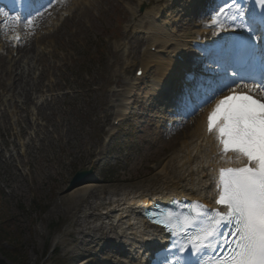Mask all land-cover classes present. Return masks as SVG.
<instances>
[{
	"label": "rangeland",
	"instance_id": "rangeland-1",
	"mask_svg": "<svg viewBox=\"0 0 264 264\" xmlns=\"http://www.w3.org/2000/svg\"><path fill=\"white\" fill-rule=\"evenodd\" d=\"M59 1L45 12L52 16L49 21L37 17L38 12L22 20H35L32 29L14 28L0 38V47L16 33L27 44L34 43L27 53L12 46L0 50V230L8 235L0 234V248L16 251L19 262L1 253L0 260L130 264L109 243L116 238L109 221L90 219L93 226L106 229L103 236L80 234L78 224L88 221L93 198L107 202L115 192L158 194L174 186L170 181H177L167 170L173 165L178 176L174 153L194 130L184 133L178 126L197 116L181 114L200 102L221 74L212 70L213 57L192 47V38L197 32L215 35L221 20L238 23L233 18L237 14L213 13L204 16L202 24L201 15L210 5L194 6L196 0H175L174 7L163 0H72L64 7V0ZM154 11L160 16L157 25L166 26V41L173 44L165 54L159 48L150 51L147 32L134 28ZM147 51L154 57H145ZM193 52L197 58L190 57ZM177 53L184 57L185 67L166 79L160 95L155 91L160 64L156 61L163 63L171 56L176 62ZM16 55V62L25 61L27 67L20 81L7 75ZM139 66L146 72L136 79ZM166 93L186 101L170 100ZM80 170L93 171L88 182L94 187L85 196H74L69 184ZM101 209L95 206L98 215ZM58 237L60 252L55 257L50 251Z\"/></svg>",
	"mask_w": 264,
	"mask_h": 264
},
{
	"label": "bare ground",
	"instance_id": "bare-ground-1",
	"mask_svg": "<svg viewBox=\"0 0 264 264\" xmlns=\"http://www.w3.org/2000/svg\"><path fill=\"white\" fill-rule=\"evenodd\" d=\"M46 1L47 0H43L42 2L46 3ZM71 2L72 0H64L62 2L63 7L69 5ZM174 2L175 0H171V3H169L168 5H173L174 7ZM58 4H60L59 0H52L50 4L37 10V12L41 11L39 13L40 15H38L37 17L44 21H49L52 16L45 15V12L50 8H56ZM89 6L91 7L90 4ZM190 6L193 7V5ZM87 10H89V8H87ZM233 10L238 12L241 11L240 8H233ZM57 14L58 12H56L55 15ZM159 17V12L157 11H154L150 14L146 13L143 20L137 22L134 28L137 31L147 32L146 34L148 45L150 47L162 49V52H164L165 54L168 47H171L173 44H169V42L166 41V39H169V36H167L169 34L166 33V27L157 25L156 20ZM243 17L247 20L254 17L256 20V26H262L260 25L261 17H255L254 15H252V12H250L248 9L243 10ZM19 18L20 19L13 17L12 21L9 22V24L7 25V29L9 30V32L12 31L14 28L18 27H20L21 30L27 31L29 29H32V27L36 25L35 20L20 23V20L24 19L25 17L19 16ZM203 19L204 17H202V20ZM4 20L5 19L1 18L0 16V22H3ZM149 23L150 28L147 29V25ZM214 23L217 24V21ZM230 24L233 23L229 22L226 19L219 21V24H217L218 32L214 33L215 35L203 32V35L199 37L200 32H197L195 35L196 38H192L191 45L194 41L197 42L198 49L204 52L205 54H208L210 51L218 53L221 45L231 44L232 38L235 34L242 36H247L249 34L248 32H244L242 29H236L234 31L233 28L228 27V25ZM226 28L231 30V34H228L227 31H225ZM58 32H60V30H57L56 33ZM17 36L21 35L17 33L14 38L16 39ZM11 44L15 46L17 44L16 40H14V42H12ZM33 44L34 43L30 41L28 44L25 42V46L22 45L23 47L17 44V47L20 48L22 52L24 51L27 53L31 52ZM141 44L142 42L139 41V45ZM5 45L8 47V45L10 44L7 42L5 43ZM145 54H148V58L154 57L153 54H151L150 52H146ZM190 57L193 58L196 56ZM15 58L17 59L18 56ZM182 58L184 59L183 56H180L179 53H177L175 55L176 62L172 61L171 56L169 57V61H163V63H161L162 59L156 61V63L160 62V64L158 68L159 84L155 88V91L160 95L164 92L163 88H165L164 85H166V79H168V77L172 75L178 74L185 67L184 63L177 61L182 60ZM26 68L27 67L25 61L16 65L8 64L7 74L8 76L17 74L18 77L16 78L18 81H20L26 72ZM216 69L217 68L215 67L212 68V70ZM228 75L231 78L235 77L234 74L229 72ZM231 92H233V90L225 92L224 95L226 96ZM234 92H249L264 100V90H262L257 85H254L252 87L247 86L245 84L238 85L234 87ZM222 98L223 96H218L216 100L208 104V107L206 108L198 109L197 111H194L193 109L189 110L193 111L194 113H197V116L189 118V121L183 123L182 126H178V128L183 129L184 133H186L192 127L194 128V130L191 135H189L188 140L185 141L180 147V149L174 153L173 162H176L179 166L177 168L179 170L178 176L176 175V168L173 165L169 166L167 170L168 172L170 171V169L172 170V172H169V174L172 173V180L177 181L176 183L170 181L174 186H171V183L167 182L168 185H170L168 186V191L167 189H163L159 191L158 194L153 193L149 190H125L115 192L111 193L112 196L107 200V202L101 199L93 198L95 201L92 205L89 206V211L87 210V212H92L88 216V221H81L78 224V226L81 228L80 234L93 232L99 233L101 234V236H103L104 233L106 235V229H104L103 226H101L100 228L93 226L90 219L96 218V220L100 222L109 221L110 223L108 224L111 226L109 230L114 231V235L116 236V238H114L115 241H109V243L113 244L114 251L120 250L121 254L123 253L124 255H126L130 264H145V258L143 257L144 251L149 250V246L154 244V241L157 242L161 238H158L160 234L159 230L148 224L143 218L139 216V212L142 210L141 208L149 207L152 201L160 202L162 201V199L165 198L166 200L167 198L172 196L177 197V199L179 200L185 198L189 201H197L202 204L208 205L209 207H213L218 197L216 194V183L220 169H223L225 167L238 168L244 166L242 160L236 157L235 155L228 154L226 156H223L221 154V148L217 146L216 143V134L209 133L207 130V118L211 111L214 109L216 102H218V100ZM93 187V184H91L87 180L84 184L72 190V195L85 196ZM177 188H180L181 191L177 192ZM95 206L96 210L100 207L102 208L99 211V215L95 211ZM94 241L95 240L93 239L92 242ZM57 242H59V237L55 240V243ZM123 246L128 249L124 250Z\"/></svg>",
	"mask_w": 264,
	"mask_h": 264
},
{
	"label": "snow or ice",
	"instance_id": "snow-or-ice-1",
	"mask_svg": "<svg viewBox=\"0 0 264 264\" xmlns=\"http://www.w3.org/2000/svg\"><path fill=\"white\" fill-rule=\"evenodd\" d=\"M253 2L264 8V0ZM231 6L225 0V5L217 10L216 15ZM260 16V25L264 26V11ZM234 19L239 22L233 25V30L248 32L244 38L247 46L264 56V28L253 27L251 20L243 18L242 10ZM256 35L259 36V45L254 43ZM214 63L222 69L221 74H218L219 83L215 87L209 86L208 91L201 95L197 110L212 103L218 96H223L207 118V130L216 134L223 156L233 152L246 159L247 163L238 168L221 169L219 196L215 202L226 211L205 209L202 214L209 218V225L195 239L197 244L210 246L217 236L216 230L225 224L229 225L234 240L226 241L231 257L224 264H264V100L235 94L234 86H238L244 77L238 72L237 78L229 77V68L235 71L236 66L225 57L217 58ZM257 86L264 90V79ZM229 90H233V94L225 96L224 93ZM194 248L195 245L180 250ZM164 264H168L167 259Z\"/></svg>",
	"mask_w": 264,
	"mask_h": 264
},
{
	"label": "water",
	"instance_id": "water-1",
	"mask_svg": "<svg viewBox=\"0 0 264 264\" xmlns=\"http://www.w3.org/2000/svg\"><path fill=\"white\" fill-rule=\"evenodd\" d=\"M92 174L91 171L80 170L72 178L69 184V190H74L76 187L85 183V180Z\"/></svg>",
	"mask_w": 264,
	"mask_h": 264
},
{
	"label": "trees",
	"instance_id": "trees-1",
	"mask_svg": "<svg viewBox=\"0 0 264 264\" xmlns=\"http://www.w3.org/2000/svg\"><path fill=\"white\" fill-rule=\"evenodd\" d=\"M0 234H1V237L2 238H7V233L4 229H1L0 230ZM0 253L2 254V256L4 258H7L8 260L12 261L13 263H16V262H19V260L17 261L16 257H15V254H16V251H9V250H5L3 248H0ZM0 264H6L4 261L0 260Z\"/></svg>",
	"mask_w": 264,
	"mask_h": 264
}]
</instances>
